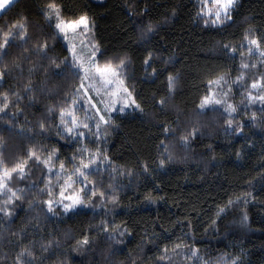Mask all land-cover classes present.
<instances>
[{
  "label": "trees",
  "instance_id": "16d2710c",
  "mask_svg": "<svg viewBox=\"0 0 264 264\" xmlns=\"http://www.w3.org/2000/svg\"><path fill=\"white\" fill-rule=\"evenodd\" d=\"M202 1L16 0L0 14V32L21 23L29 37L26 44L13 40L0 60V94H20L7 109L14 126L0 113V158L10 166L29 147L55 149V168L63 162L64 174L79 163L72 158L80 148L99 147L108 158L89 177L97 194L106 188L101 209L58 207L55 215L40 202L47 194L36 195L47 171L29 161L27 175L8 182L23 190L22 199L5 205L0 194V206L13 209L10 217L0 213V264H17L24 249L32 253L20 257L24 264H264V102H250L247 91L264 75V58L247 46L258 39L264 50V0H238L231 19L217 25L200 16ZM51 3L64 20L88 17L100 64L127 58L120 78L142 111L112 114L99 139L95 120L91 132L82 129L86 138L58 135L59 109L73 107L81 81L63 63L49 68L34 51L46 38L48 57L71 64L55 20L44 15ZM149 24L154 31L146 33ZM244 59L255 70L242 69ZM29 78L34 92L25 91ZM224 93L237 109L232 125L225 105L200 107L205 96L225 100ZM39 122H46L43 135ZM62 181L51 179L54 199Z\"/></svg>",
  "mask_w": 264,
  "mask_h": 264
},
{
  "label": "snow or ice",
  "instance_id": "6c2138e0",
  "mask_svg": "<svg viewBox=\"0 0 264 264\" xmlns=\"http://www.w3.org/2000/svg\"><path fill=\"white\" fill-rule=\"evenodd\" d=\"M15 2V0H0V13L8 10L10 6ZM211 4L215 5V9L209 7L208 15L212 18V23L223 22L231 19V12L236 6L238 0H210ZM50 11L45 12V18L51 22L52 15L55 13L56 23L55 28L59 33L64 34V38L67 39V33L69 30H77L83 28L82 31L90 30V25L88 21V17L86 15H81L78 19H74L71 21H66L61 18L59 13V9L56 4L51 3L48 5ZM154 31V28L151 24L147 26L146 33H151ZM13 40L23 41L25 44L28 42L29 37L27 33V27L25 24L17 23L12 25V27L8 31L0 32V60H2L6 55V49L11 46V42ZM36 47L34 49L37 56H41L42 58L49 59V68L51 66H55L57 68L60 67V63H63L65 67L73 70L74 76L78 77L81 81L79 89L73 94L74 98L71 100L72 108H68L65 106H61L59 109V119H60V127H58V135L62 138L68 139L69 137L76 138H86V133L82 129L88 130L91 132L92 124L89 121L95 120V135L99 139L100 133V125L110 124L113 122L112 113H125L126 108L134 107L137 110L142 111L141 106L136 103L135 99L132 97V93L129 89L124 85L123 79H121L122 73L126 69V57L120 58L119 63H113L112 61H105L103 64H100L97 60V52L98 46L91 44L89 42V46L91 47V52L88 57H80L77 52L74 50V46H69L67 51L72 54L71 64L68 63L67 58L63 62H57L53 58H49L47 55V51H45L48 47L47 39L37 40L35 42ZM250 46L248 48V52L251 55H255L259 52V55L264 58V50H261V42L258 39H251L249 42ZM252 46H255L253 48ZM227 47V46H226ZM26 51L28 49H25ZM234 52L235 49H232ZM146 68L151 67L149 60L146 59L144 61ZM19 67V65H16ZM250 67H255V65H251L242 61L241 68L248 69ZM33 70L29 69L31 73ZM47 72L48 69H45ZM155 70H153V74ZM5 75V71L3 68H0V78H3ZM244 73L241 72L240 76L237 77V82L243 79ZM87 80L88 84L86 85L84 81ZM93 80L96 81L97 84L100 85V88L103 89L104 94L100 97L99 101L94 100V98L90 95V91L95 86L93 85ZM224 77H220L216 83L219 84ZM176 84V78L171 74L168 76V88L171 91ZM113 85H117L115 89H113ZM100 88H97L96 91L99 94ZM25 91L34 92L35 89L31 86V79L29 78L28 85H25ZM14 95L17 98V101L20 99L19 93H3L0 94V113H4L5 116L8 117L9 122L14 126V115L9 116L7 113V109L10 106V96ZM227 96V93L223 94ZM84 96L87 98V108L94 110L95 116L88 114L87 109L85 108V104L83 101L80 103V109H76L75 105L77 104V100ZM107 96V101L104 100V97ZM248 100L252 101H260L264 102V75H261L259 79H253L251 85L248 88ZM215 103V104H223L225 105L224 111L228 113L229 119L227 123L232 125L233 118L232 113L237 111L236 107L232 104L227 103L226 100L221 98H216L214 101L210 100L208 96L204 97L200 107L203 109L207 103ZM69 102L65 101L64 104L67 105ZM161 106L165 104V100L161 99L158 102ZM100 104H103V109L99 107ZM13 107H16L17 104H12ZM84 109L86 111V115L83 121H80L76 118V111ZM49 112L54 111V108L49 107ZM70 117V118H68ZM253 118H255V113H253ZM39 134L43 135L46 130V122L38 123ZM242 128L241 125H237L236 131H240ZM107 129H105V132ZM167 131V129H165ZM23 135V132L20 133ZM195 134V130L192 135ZM184 140L185 146L188 145L189 136L185 135L182 137ZM80 155L73 156V160H79L78 164H74L72 171L64 175L65 165L63 162H60L59 172H53L56 161L58 157L56 156V150L53 149L50 152H45L42 148L37 149L35 146L29 147L27 151L24 153L23 158L18 159L12 165H7L5 160L0 158V193H3L6 196V200L4 204L7 205L15 200L22 199L20 193L23 191L22 189H14L8 183L14 177H19L21 179L27 175L29 168L28 162L32 161L35 165H43L47 170V179L45 181V185L43 188H39L36 195L40 196L42 193H46L48 198L42 199L40 202L47 207V212L56 214L57 208H61L64 213H69L75 211L80 206H87V202L91 196H95L97 189L96 186L93 185L91 188L88 187L89 177L93 175V171L91 169L92 165H96L95 171H99L100 164L106 161L108 158L102 152V150L98 147L94 152L87 148H80ZM85 154H87V159H85ZM171 159V156H169ZM164 164V161H161V165ZM145 170H147V166H145ZM55 175L57 180L63 178L64 183L60 185V191L58 193L59 199L53 198V186L51 185L52 176ZM75 177V179H73ZM79 184V189L75 188V184ZM35 188L36 185H33ZM67 189H71L70 192ZM101 197L104 196V193H100ZM115 200V196L112 197ZM231 203V202H230ZM13 209L0 206V213H4L5 216H11ZM223 211V209H221ZM244 220L247 219V216H244ZM106 230V229H105ZM124 231H127L126 229ZM124 232H121L123 235ZM84 243H87V239H85ZM32 255L27 249L22 250L21 253L18 254L17 264H24V262L20 259L23 255ZM233 264H236L233 261Z\"/></svg>",
  "mask_w": 264,
  "mask_h": 264
},
{
  "label": "rangeland",
  "instance_id": "374dc122",
  "mask_svg": "<svg viewBox=\"0 0 264 264\" xmlns=\"http://www.w3.org/2000/svg\"><path fill=\"white\" fill-rule=\"evenodd\" d=\"M91 1H93V2H98V3H102V2H104V0H91ZM209 7L215 9V5H214V4H211L210 0H203L202 3H201L200 16H201L202 18H204L205 20L209 21V22H210L211 24H213V25H217V24L222 23V22H219V21L216 22V23H212V18L209 17V15H208V8H209ZM48 11H50L49 8H47V12H48ZM52 18H53V19L55 20V22H56L55 13H53ZM66 21H71V20H66ZM89 25H90V23H89ZM82 28H83V26H81V29H82ZM81 29H77V30H75V31H73V30H69L68 33H67V39L64 38V34H63V33H59V32H58V33H59L60 36L64 39L67 48H68L70 45H71V46H74V50L77 52V54H78L80 57L84 58V57H88V55L90 54V52H91V50H92L91 47L89 46V42H91V44H94V45H96V44H95V42H94V40H93V37H92V31H91L92 28H91V26H90V30H88V31H82ZM247 46H248V48H249L250 44L248 43ZM252 47L255 48V46H252ZM70 54H71V53H70ZM71 57H72V54H71ZM243 62L248 63V64H251V62H249V61L246 60V59H244ZM263 64H264V59H263ZM250 68H251L252 70H255L254 67H250ZM243 77L245 78V74H244ZM84 83L87 85V84H88V81L85 80ZM92 83H93V85H94L95 87L92 88V90L90 91V95L94 98V100L99 101V100H100V97L104 94V91H103L102 88H100V85L97 84L95 80H93ZM238 85H241V84L238 82ZM79 87H80V86H79ZM112 87H113V89H115V88L117 87V85H113ZM97 88H100V93H99V94H98L97 91H96ZM248 88H249V87H248ZM78 89H79V88H78ZM247 91H248V89H247ZM132 97H133V95H132ZM224 98H225L226 101H228V98H227L226 96H224ZM107 99H108V97L105 96V97H104V100L107 101ZM209 99L212 100V97L209 96ZM81 101L84 102V104H85V108L87 109L88 114L93 115V113H94V115H95L94 110H92V109H90V108H87V103H88V101H87V98H86V97L81 96V97L77 100V104H76V105H80ZM228 102H229V101H228ZM136 103H137V102H136ZM207 104H208V103H207ZM229 104H231V103H229ZM76 105H75V106H76ZM99 107H100L101 109H103V104H100ZM205 107H206V106H205ZM205 107H204V108H205ZM132 110H137V109H135L134 107H128V108H126L125 112L132 111ZM85 112H86V111H85ZM114 113H117V112H114ZM114 113H112V114H114ZM68 118H70V117H68ZM76 118H77L78 120L82 121V120H84V115H82V116H78V115H76ZM101 165H102V163H101ZM95 166H96V165H92V166H91V169H92L93 167H95ZM46 171H47V170H46ZM59 171H60V168H55V167H54V169H53V172H54V173H55V172H59ZM71 171H72V170H71ZM71 171H70V172H71ZM70 172H69V173H70ZM69 173H66V174H64V175H67V174H69ZM52 178H56L55 175H53ZM73 179H75V177H74ZM61 180H63L62 182L64 183V179L61 178ZM92 186H93L92 182H89L88 187L91 188ZM95 186H96V185H95ZM74 187L77 188V189H79L80 185L77 183V184L74 185ZM96 187H97V186H96ZM59 191H60V187H59L58 193H59ZM67 191L70 192L71 189H67ZM105 191H106V188H104L101 192H105ZM101 192H100V193H101ZM58 193L56 194L57 197H56L55 199H59ZM100 193H99V194L96 193L95 196H91V194H89V195H90V199H89V201L87 202V206H86V207H84V206H80V207H78L76 210H78V209H85V210L94 211V212H95V211H99V210L101 209V204H102L101 202H102L103 199H104V196L101 197ZM107 193H110V192L107 191ZM0 194L3 195V193H0ZM62 211H63V210H62Z\"/></svg>",
  "mask_w": 264,
  "mask_h": 264
},
{
  "label": "crops",
  "instance_id": "0c3cea01",
  "mask_svg": "<svg viewBox=\"0 0 264 264\" xmlns=\"http://www.w3.org/2000/svg\"><path fill=\"white\" fill-rule=\"evenodd\" d=\"M16 1V0H15ZM1 14V13H0Z\"/></svg>",
  "mask_w": 264,
  "mask_h": 264
}]
</instances>
